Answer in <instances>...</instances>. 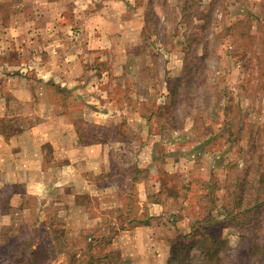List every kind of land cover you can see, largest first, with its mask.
<instances>
[{"label": "rangeland", "instance_id": "374dc122", "mask_svg": "<svg viewBox=\"0 0 264 264\" xmlns=\"http://www.w3.org/2000/svg\"><path fill=\"white\" fill-rule=\"evenodd\" d=\"M91 1L83 14V0H0V93L31 99V116H46L50 135L63 128L72 146L64 152L71 157H58L59 167L65 162L61 187L42 196L20 185L0 188V264H25V250L36 244L47 245L38 264H70L75 252L85 259L86 234L97 236L91 252L101 257L111 228V246L126 260L155 249L166 264L171 242L202 212L198 200L209 198L205 185L212 186V214L223 218L225 187L264 173V0H122L126 17L143 22L139 38L92 57L89 92L67 85L57 92V75L41 71L30 53L48 36L57 46L76 44L73 35L99 9ZM45 151L44 174L56 181L57 154ZM161 181L176 188L173 195ZM145 216H152L148 233L118 237L135 227L131 218ZM239 224L246 231L227 223L211 231L239 248L240 264H258L245 239L253 221ZM61 228L62 242L54 236ZM147 236L166 237L169 246L143 247Z\"/></svg>", "mask_w": 264, "mask_h": 264}, {"label": "crops", "instance_id": "0c3cea01", "mask_svg": "<svg viewBox=\"0 0 264 264\" xmlns=\"http://www.w3.org/2000/svg\"><path fill=\"white\" fill-rule=\"evenodd\" d=\"M83 1H85L82 3L85 4V10H83L85 13L83 12V14H86L92 1ZM95 1H98L99 9H97L96 13L93 12L89 19V22L94 24L89 23L88 27H83L84 24H82L81 34L78 36L73 35L75 41H77L76 44H71V38H69V46L66 45L65 47V44H61L63 47L61 45L57 46L54 42L55 40L52 43L51 37L47 35L48 37L42 40V50L30 53L31 57L39 59L38 65L41 71H47L49 74L53 72V74L57 75V80L51 81L52 83L57 86H73L80 93L89 92L90 85H96L92 81V74L95 71V65H91L92 57L97 55L101 57L102 54L106 56L107 53L113 50V45L117 42L129 43L132 40L136 41L139 38V32L143 23L139 18L130 21L129 16L126 17L127 7L126 3H123L122 0ZM115 8H119V10L114 11ZM95 23L98 25L97 30L94 28L96 27ZM131 23H133L132 28L130 26ZM88 31L92 32L88 33ZM99 68L102 69V67ZM30 100L27 97L22 98V96H18L16 92L9 93L8 95L0 93V188L3 186L13 188L20 185L24 188L25 193L42 196L48 189H53V187L59 188L65 184V162L63 161L62 167H59L60 162H58V157L61 156L64 159L66 156H69L65 155L64 152L70 150L72 146L69 144V141L67 142L63 139V128L61 133L50 135L49 125L47 123L43 125L42 123L46 116H42L36 111L37 116H31V112H29L31 106ZM15 105L20 106V108L17 109ZM59 120H61V115ZM70 140H72V136ZM49 147L57 154V163L55 166H52V169L56 168L55 171L57 170L58 177L56 181L55 179L47 180L42 167L43 165L45 166L46 162L47 153L45 148ZM34 161L37 162L36 168H32L33 165H31ZM48 168H51L49 164ZM10 194L16 197L17 191L12 190ZM151 227V225L135 226L128 230L129 232L127 230L123 231V234L118 237H125L129 233L138 235L140 232L148 233ZM130 238L128 242L129 246L136 248L140 242L138 243L137 237ZM141 240H143V247L149 248L148 243L151 245L153 242H155V246L160 248L169 246V240L166 237L158 236L152 238L147 236ZM154 252L155 249L146 254H135L136 256L132 258V261L131 259L129 260L135 264H161L158 256L155 259L156 255ZM121 257L124 258L123 254Z\"/></svg>", "mask_w": 264, "mask_h": 264}, {"label": "trees", "instance_id": "16d2710c", "mask_svg": "<svg viewBox=\"0 0 264 264\" xmlns=\"http://www.w3.org/2000/svg\"><path fill=\"white\" fill-rule=\"evenodd\" d=\"M51 85L54 86L57 92L63 90L59 85L57 86L54 83H51ZM225 126L228 128L230 124H226ZM257 177L258 179L256 181L248 182L243 176L239 182H234L228 189L225 187V190L228 192L227 199L221 206L223 209V218H217L212 214L215 208V206H213L214 198L211 196L212 186L205 185V188L209 190V198L202 197L201 200H198V203L200 205L202 204V207H200L202 212L195 214V219L192 221L188 232L181 233L173 240L174 242H171L166 264H240V257L238 255L239 248H233L227 245L225 240L220 236L214 235L211 231L212 227L218 224L224 225L225 223L239 230L246 231V228L242 227L239 221H241L243 225L253 221V224H249V226L255 227L254 231L249 232L251 236L248 235L245 238L249 244L248 255H251L253 260L255 256H257L258 264H261L262 258L264 264V235H261V238L258 239V234L263 228L259 225H264V173H257ZM167 178L168 177H166L165 180H167ZM161 185H163V187L165 186V190L162 191L166 193V196L173 195L172 193L176 190V188L173 190V188H171L172 186H166L165 181L162 182ZM199 194L201 197V192H199ZM183 196L185 199H189L188 195L186 196L185 194ZM151 201L158 202V200L154 199ZM247 216L253 218H249L250 220H248L246 218ZM151 217L152 216H145L144 220L131 218L129 222L133 223L132 226L147 225L150 224L149 220ZM59 230L54 229V236L62 242L63 237L67 233L62 228ZM111 230L112 233L109 234L108 238H105V242L110 245V248H108L103 256L100 257L91 252L92 242L94 240L98 241L97 236L86 234L84 239L87 240L85 246L89 253L88 257L85 259H77L74 257L76 254L75 252L70 264H126L128 260L122 258L120 253L111 246L117 229L111 228ZM30 246L31 245H28L29 249ZM46 247L47 245L45 244H36L31 250H25L24 253L30 252V259L26 261L25 264H38L40 262V253H44ZM250 263L253 264L252 261Z\"/></svg>", "mask_w": 264, "mask_h": 264}]
</instances>
